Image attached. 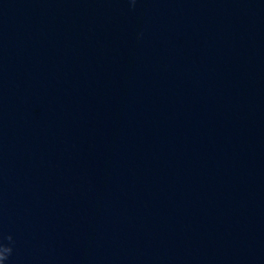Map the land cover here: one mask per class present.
I'll list each match as a JSON object with an SVG mask.
<instances>
[{
  "label": "water",
  "instance_id": "water-1",
  "mask_svg": "<svg viewBox=\"0 0 264 264\" xmlns=\"http://www.w3.org/2000/svg\"><path fill=\"white\" fill-rule=\"evenodd\" d=\"M0 264H264V0H0Z\"/></svg>",
  "mask_w": 264,
  "mask_h": 264
}]
</instances>
